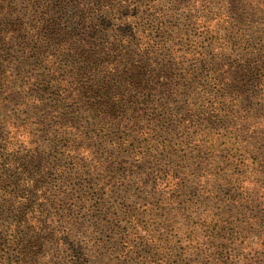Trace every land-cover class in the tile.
<instances>
[{
	"label": "rangeland",
	"instance_id": "obj_1",
	"mask_svg": "<svg viewBox=\"0 0 264 264\" xmlns=\"http://www.w3.org/2000/svg\"><path fill=\"white\" fill-rule=\"evenodd\" d=\"M73 4L0 0V264H216L223 235L235 243L219 264H264V0H101L88 67L59 34L76 29ZM234 59L263 68L245 81L249 113L211 91ZM109 80L134 87L137 120L125 100L94 110L88 91ZM8 153L41 238L21 263L4 250L5 201L23 198L4 180Z\"/></svg>",
	"mask_w": 264,
	"mask_h": 264
},
{
	"label": "trees",
	"instance_id": "obj_2",
	"mask_svg": "<svg viewBox=\"0 0 264 264\" xmlns=\"http://www.w3.org/2000/svg\"><path fill=\"white\" fill-rule=\"evenodd\" d=\"M98 1L100 2L101 0H73V9L75 10L73 21L76 24V29L67 32L59 28V34L62 35L61 39L67 43L71 51L75 50L80 54L82 62L85 63L84 65L87 67L92 66L93 62L96 63L99 59V52L88 46H94L96 49H100V45L103 43L101 32L107 30L102 15L93 16L92 14L93 11H96V6L100 9L97 5V3H99ZM90 3H92L95 9H88L87 5ZM106 53L110 57L112 56L110 52ZM262 71L261 61L257 59H251L246 63H242L240 59L217 63L214 72L209 74L211 91H215L213 97L216 104H221L224 96H230L233 99L232 106L234 108L236 105L241 106L247 109V113H249L256 105V94L255 92L254 94L249 93L245 86V81L246 78L247 80H253V82L260 80L261 76H263ZM136 82L137 80L133 81V85ZM112 87L113 84L110 80L91 89L88 87V89H90L88 91V96L93 99L96 107L94 110L96 112L107 111V113H111L115 105L125 100L126 105L128 103L127 106L125 105V107H127L125 118L129 122L137 120L139 113L138 104H136L134 100L127 102V100L130 99L128 96L132 93L134 87H128V91L119 88L117 85L114 90H111ZM247 117V121H249L251 116L248 115ZM109 118L108 121L114 126L113 120ZM146 133L143 132V134ZM4 160L2 165L5 167L6 171L9 172V178H5L4 180L9 181L10 179L9 191L11 195H14L13 190L15 188H18L23 194L22 199L11 200L12 198H9V200H11L9 203L5 201L4 209L9 211V217L12 218L13 222V237L7 240L4 250L5 254H9L10 262L21 263L28 260L31 254L30 251H32L35 246L41 244V238L38 240L36 237L37 235L32 232V228L27 225L29 220L26 203L29 202L31 198L29 181L20 171V168L24 167L23 162L20 158L14 155L11 156L9 153ZM108 161L109 160H107V162ZM104 162L106 163V161ZM210 236L215 239L217 237L216 231L211 229ZM228 240L229 238L224 235L220 239H215V252L212 258L215 260L216 264H219V262L223 260L228 248L230 250L233 249L234 240H232V238ZM17 255L18 259H15Z\"/></svg>",
	"mask_w": 264,
	"mask_h": 264
}]
</instances>
